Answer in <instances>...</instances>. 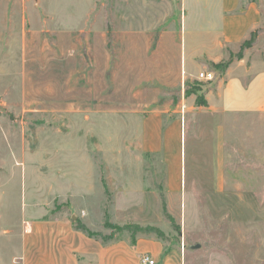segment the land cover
<instances>
[{
	"label": "rangeland",
	"instance_id": "1",
	"mask_svg": "<svg viewBox=\"0 0 264 264\" xmlns=\"http://www.w3.org/2000/svg\"><path fill=\"white\" fill-rule=\"evenodd\" d=\"M258 2L233 67L264 69ZM193 3L0 0V264H22L28 226L50 219L185 264H264V113L188 108L219 75L171 77Z\"/></svg>",
	"mask_w": 264,
	"mask_h": 264
},
{
	"label": "crops",
	"instance_id": "2",
	"mask_svg": "<svg viewBox=\"0 0 264 264\" xmlns=\"http://www.w3.org/2000/svg\"><path fill=\"white\" fill-rule=\"evenodd\" d=\"M193 5L196 13L182 15L176 45L178 53L171 68L174 71L171 77L179 83L181 80L191 84L201 81L198 77L201 70L227 61L230 53H236L240 44L262 23L258 0H194ZM231 66L232 63L223 73L211 68L210 71L219 76L202 91L206 107H197L193 94L187 98L190 103L187 107L195 106L213 113H264V69L241 68L239 63L237 67ZM157 116L152 113L148 118ZM150 122H143L142 132L151 139L157 125L152 127ZM178 126L180 129V123ZM176 128L175 120L168 126V133ZM142 254L150 255L155 264H185L177 253L166 254L163 245L155 239L104 243L76 230L63 219L28 226L22 264H138Z\"/></svg>",
	"mask_w": 264,
	"mask_h": 264
},
{
	"label": "trees",
	"instance_id": "3",
	"mask_svg": "<svg viewBox=\"0 0 264 264\" xmlns=\"http://www.w3.org/2000/svg\"><path fill=\"white\" fill-rule=\"evenodd\" d=\"M256 37H257V31H253L250 33L248 39L244 40L241 44H240V47H239V50L236 54H232L230 53L229 55V58L227 61L225 62H222V63H218V64H212L211 65V68L214 70V71H217L218 73H223L224 71L227 70V68L230 66V64L232 63V59L234 58H237V60H241L242 58V54L245 50L249 49L252 47V45L255 43L256 41ZM200 89H192L190 91H187V94H193L196 96L195 98V105L197 107L199 106H203V107H206V102L204 100V98L201 96V95H197L198 94V91ZM186 94V95H187ZM76 230H81V229H78V228H75ZM89 237H93L90 233L87 234Z\"/></svg>",
	"mask_w": 264,
	"mask_h": 264
},
{
	"label": "built area",
	"instance_id": "4",
	"mask_svg": "<svg viewBox=\"0 0 264 264\" xmlns=\"http://www.w3.org/2000/svg\"><path fill=\"white\" fill-rule=\"evenodd\" d=\"M198 77L205 81H212L215 77L214 73L208 71L206 73H200ZM138 264H155L154 260H152L151 256L148 254H142L139 257Z\"/></svg>",
	"mask_w": 264,
	"mask_h": 264
}]
</instances>
